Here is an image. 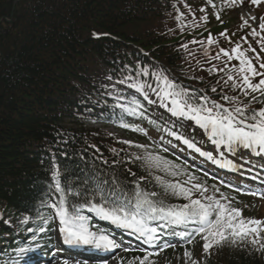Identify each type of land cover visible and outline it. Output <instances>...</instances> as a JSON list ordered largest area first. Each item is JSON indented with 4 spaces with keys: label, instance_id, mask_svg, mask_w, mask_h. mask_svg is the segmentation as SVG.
Masks as SVG:
<instances>
[{
    "label": "trees",
    "instance_id": "obj_1",
    "mask_svg": "<svg viewBox=\"0 0 264 264\" xmlns=\"http://www.w3.org/2000/svg\"><path fill=\"white\" fill-rule=\"evenodd\" d=\"M213 4L207 0H0V210L5 218L18 222L32 214L47 190H55L54 170H59L66 194L76 197H70L72 201L97 190L92 184L99 179L125 188L133 173L143 177L150 192L161 193L155 180L146 176L144 164L127 153L116 137L83 124L97 111L96 104H107L111 96L136 95L131 86L145 81V70L153 77L166 75L190 94L196 85L209 100L229 107L235 105L223 96L248 104L251 97L233 90L230 81L225 84L227 76L199 66L212 34L205 29L217 24L216 14L234 9L228 0ZM222 30L217 26L214 34ZM194 41L201 43L193 48ZM258 43L259 38L251 35L246 47ZM209 54L215 56L212 50ZM141 105L151 109L145 100ZM260 106L252 102L249 108ZM158 198L173 205L187 203L171 195ZM203 243L178 248L167 260L192 264L183 255L188 250L199 264H264L259 246L225 245L203 257V250L201 255L195 250ZM135 258L129 260L139 263Z\"/></svg>",
    "mask_w": 264,
    "mask_h": 264
},
{
    "label": "snow or ice",
    "instance_id": "obj_2",
    "mask_svg": "<svg viewBox=\"0 0 264 264\" xmlns=\"http://www.w3.org/2000/svg\"><path fill=\"white\" fill-rule=\"evenodd\" d=\"M229 4L235 6L242 5L243 0H228ZM207 3L215 7L213 0H207ZM264 0H250V4L259 6ZM205 11V9H201ZM217 20L220 19L216 14ZM207 21V17L203 18ZM252 20H260L257 28L249 25L248 20H244L245 26L251 28L250 35L261 37L264 41V17H251ZM227 37V33H221ZM247 42V37H242ZM229 42L230 38H229ZM194 43H201L194 41ZM208 43H214L209 37ZM250 50L255 53L254 57H248L247 51L242 50V46L237 44L229 49L220 48L215 59H219L222 55L226 58V62L233 59L238 61L239 68L233 66L232 71L236 72V76L226 73L227 80L231 82L233 90H239L245 97H251L248 104H242L238 101V97L223 96L222 98L234 107H225L214 100H209L206 96H199L196 93H189L187 90L178 86L175 82L170 81L167 77L156 75L158 84L163 81V87L155 90L158 101L162 107H166L168 111L178 118H186L205 133L208 138L216 145L226 146L230 151L236 147L250 149L257 155L264 154V107L248 111L252 102L264 104V71L257 69L253 63V59L260 60L259 53L256 49ZM264 51V47L261 48ZM259 69H264V63H259ZM209 71H223V69H210ZM148 75L147 70L142 72ZM155 75V74H154ZM261 77L258 82L253 83L255 77ZM237 77H239L237 79ZM131 87H136L132 85ZM144 85L138 86L137 91L143 92ZM216 92V88L211 89ZM144 99H148L145 95ZM149 103L156 101L148 100ZM133 114H137L133 112ZM122 127H130L124 124ZM139 131V129H132ZM129 143V142H125ZM184 143L192 146L188 140ZM136 147H142L136 145ZM199 151V149H197ZM209 159H213L211 156ZM134 159L143 160L149 169H157L171 176L178 173L171 171L176 166L170 161L165 160L161 156H137ZM106 163V162H105ZM134 175V173H133ZM54 188L60 194L59 202H53L50 207L54 211L59 221V232L66 244L73 246H89L97 249L115 250L120 245L114 238L108 234L98 233L91 230L88 217L81 214V209H72L67 206L66 190L61 186L59 170L53 172ZM143 177H141V180ZM156 183L161 188V193L155 191L148 192L144 190L139 183L134 185L131 194H124V198L114 196L112 193H106L102 189L94 190L93 195L99 196L100 199L95 202L85 200L88 205L87 211L94 213L96 216L110 223L117 225L121 229L130 231L131 233L142 238L144 243L149 244L154 249L147 251L143 257L135 258L139 264H153L151 257L159 255L161 251L174 245L164 243L159 244L158 239L162 234V229L170 226H188L193 225L192 233H185L188 236V242H192V238L200 236L204 241L203 249L206 255H210V250L214 247H223L225 245H241L251 244L254 248L259 246V250L264 251V220L243 217V210L233 207L231 201L223 193L220 198L206 195L208 189L203 184L192 183L196 179L189 176L188 180L183 183L167 181L161 176L154 177ZM190 185V186H189ZM219 192V189H216ZM247 194L264 198V192ZM171 195L181 198L187 203L181 205H168L164 202L163 197ZM235 200V198H231ZM156 226H153V225ZM159 229V230H158ZM43 230V229H42ZM184 256L192 260V264H199L198 261L192 259V253L185 250ZM64 264H68L65 260Z\"/></svg>",
    "mask_w": 264,
    "mask_h": 264
},
{
    "label": "rangeland",
    "instance_id": "obj_3",
    "mask_svg": "<svg viewBox=\"0 0 264 264\" xmlns=\"http://www.w3.org/2000/svg\"><path fill=\"white\" fill-rule=\"evenodd\" d=\"M262 7H264V5ZM243 8L244 7H241L240 9L242 10ZM111 131L117 133L121 138H128L127 136H125L123 133L119 131H115V130H111ZM244 208L246 210V214L250 215V217L248 218H255V219H262V220L264 219V198L254 199V201L250 200V202H247L245 205H243V209ZM164 262L165 261L162 260L158 264H164ZM107 264H118V262L116 260H112L111 262H108Z\"/></svg>",
    "mask_w": 264,
    "mask_h": 264
},
{
    "label": "bare ground",
    "instance_id": "obj_4",
    "mask_svg": "<svg viewBox=\"0 0 264 264\" xmlns=\"http://www.w3.org/2000/svg\"><path fill=\"white\" fill-rule=\"evenodd\" d=\"M249 13V12H248ZM250 19H251V17H250Z\"/></svg>",
    "mask_w": 264,
    "mask_h": 264
}]
</instances>
